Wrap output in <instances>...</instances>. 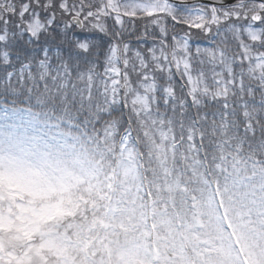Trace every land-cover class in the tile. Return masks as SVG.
Instances as JSON below:
<instances>
[{"label":"snow or ice","instance_id":"obj_1","mask_svg":"<svg viewBox=\"0 0 264 264\" xmlns=\"http://www.w3.org/2000/svg\"><path fill=\"white\" fill-rule=\"evenodd\" d=\"M0 264H264V0H0Z\"/></svg>","mask_w":264,"mask_h":264},{"label":"rangeland","instance_id":"obj_2","mask_svg":"<svg viewBox=\"0 0 264 264\" xmlns=\"http://www.w3.org/2000/svg\"><path fill=\"white\" fill-rule=\"evenodd\" d=\"M58 139L54 121L49 116L27 109L0 107V144L5 148L11 141L14 146L19 142L43 150L56 147L53 141Z\"/></svg>","mask_w":264,"mask_h":264},{"label":"trees","instance_id":"obj_3","mask_svg":"<svg viewBox=\"0 0 264 264\" xmlns=\"http://www.w3.org/2000/svg\"><path fill=\"white\" fill-rule=\"evenodd\" d=\"M0 107H6V108H10V109H27V110H31L35 113H40L43 115H47L49 116L45 109L41 106L36 105L34 102L30 103L27 102L25 100H23L22 98L17 97L16 99H0ZM51 118V121H54L53 118L51 116H49Z\"/></svg>","mask_w":264,"mask_h":264}]
</instances>
